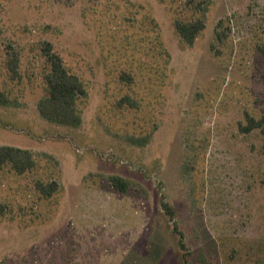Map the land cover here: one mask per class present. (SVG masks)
Segmentation results:
<instances>
[{
  "label": "rangeland",
  "instance_id": "rangeland-1",
  "mask_svg": "<svg viewBox=\"0 0 264 264\" xmlns=\"http://www.w3.org/2000/svg\"><path fill=\"white\" fill-rule=\"evenodd\" d=\"M191 3L0 0V146L37 158L25 176L0 169V264H264V139L239 130L264 117V0ZM199 4L207 28L188 46L175 22ZM44 42L86 83L79 128L39 113Z\"/></svg>",
  "mask_w": 264,
  "mask_h": 264
},
{
  "label": "trees",
  "instance_id": "trees-1",
  "mask_svg": "<svg viewBox=\"0 0 264 264\" xmlns=\"http://www.w3.org/2000/svg\"><path fill=\"white\" fill-rule=\"evenodd\" d=\"M193 0H189L190 4ZM202 5H197V10L201 16L193 21L177 20L175 22V30L181 41L193 46L201 34L207 28V18ZM222 24V23H221ZM222 26V25H220ZM228 36L225 30L216 31V39L223 43ZM42 53L47 60L49 70L45 74V83L47 92L44 98L38 103V110L42 118L45 120L63 126L79 128L83 125V117L81 116L79 106L89 96V91L84 80L77 74L70 71L64 58L55 50L51 42H44L42 45ZM8 68L12 73L13 79L20 78V58L14 54L8 59ZM123 82L128 84L134 83V77L127 73H122L120 76ZM0 105L8 106L9 100L3 93H0ZM118 107H127L133 110L139 109L140 105L129 96L122 98ZM239 130L242 134L249 135L252 132L260 131L264 139V117H256L248 112L245 113V122L240 124ZM143 140L136 139V145L143 144ZM9 166L18 176H25L32 172L37 167V158L33 151L21 149L12 146H0V169ZM110 183L112 187L121 193H128L131 188V182L120 176H111ZM37 192L44 198H52L59 189L55 182L45 183L37 181L35 183ZM168 214L173 217L174 211L167 204H162ZM6 213V206H0V216ZM183 240V235L181 234ZM184 248V243L181 245ZM186 264H190L186 262ZM253 264V263H252Z\"/></svg>",
  "mask_w": 264,
  "mask_h": 264
}]
</instances>
